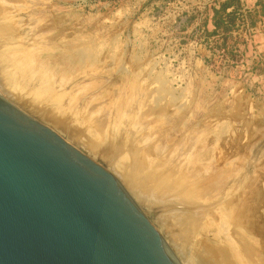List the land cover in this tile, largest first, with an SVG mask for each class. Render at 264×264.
<instances>
[{"label":"rangeland","instance_id":"374dc122","mask_svg":"<svg viewBox=\"0 0 264 264\" xmlns=\"http://www.w3.org/2000/svg\"><path fill=\"white\" fill-rule=\"evenodd\" d=\"M220 1L0 0L8 11L0 22L12 29L0 41L12 49L0 53L14 52L2 66L18 81L0 80L10 85L0 92L40 111L73 85L46 121L63 138L67 130L80 136L91 159L112 150L110 173L124 190H139L123 175L137 151L145 170L136 181L173 173L158 190L145 184L141 196L164 205L218 202L160 214L179 264H245V248L250 264H264V0H238L230 23L221 14L228 30L212 35L210 8ZM197 184L210 186L206 196L186 193ZM234 205L244 208L243 225ZM174 212L199 221L185 241L164 223Z\"/></svg>","mask_w":264,"mask_h":264},{"label":"water","instance_id":"95a60500","mask_svg":"<svg viewBox=\"0 0 264 264\" xmlns=\"http://www.w3.org/2000/svg\"><path fill=\"white\" fill-rule=\"evenodd\" d=\"M0 49L12 47L0 46ZM0 92V264H179L160 214L213 205H164L124 190L104 158L80 151V136L57 134L48 114Z\"/></svg>","mask_w":264,"mask_h":264},{"label":"bare ground","instance_id":"6f19581e","mask_svg":"<svg viewBox=\"0 0 264 264\" xmlns=\"http://www.w3.org/2000/svg\"><path fill=\"white\" fill-rule=\"evenodd\" d=\"M5 1L14 2V3L20 2V0H5ZM7 12L8 11H6L2 7H0V20L2 18V15H4V13H7ZM13 28H15V27H13ZM11 31H12V29L10 27V24L8 25V24H4V23L0 22V41H2V40L4 41L8 36H10ZM13 54H14V52L12 53V52H6V51L5 52L1 51V53H0V80L7 78L9 84L17 83L18 82L17 78L14 79L15 75L13 73L7 72L5 69H3L2 65H4V64L8 65L11 61H14L12 58V57H14ZM17 71L19 72L18 69H17ZM9 84L6 82H1L0 90L4 91L6 89V85L10 86ZM29 107H32V106L30 105ZM52 121L54 123H56L54 120H52ZM97 125H98V123H97ZM99 126H102V124ZM112 142H113L112 139L109 138V140L107 142H105L104 144L111 145ZM90 146L94 150L98 149V147H99V145L95 144L94 142L91 143ZM116 150H118V149H116ZM137 154H138L137 151L134 152V154H133L134 156L132 157L134 164H132L128 170H124V172H123V175H124L126 182L132 188H134V189L138 188L139 190H142L144 188L145 184L153 182V183H155V189L154 190H158L159 187L163 186V183H165V181L170 179V177L172 176L173 173L172 174H169V173L166 174L168 176H166L165 178L162 177L160 180L153 179V177H151V176H145L144 178H140L136 181V179L134 178L135 174L141 175L142 173H144V170H145V168L143 167L144 163L142 164V161L138 157ZM203 183L206 184L207 181H206V183L205 182H203ZM206 187L204 188V186L202 184H199V185L197 184V185H195L193 187H189L188 189H185V190H186V193H189V195H192L195 193L197 195V197H199V196H206L207 195L208 192L206 190L207 189L209 190L208 187H210V186H206ZM196 189H199V190H196ZM233 209H235V211H234L235 219L237 221H239L238 223H236V225H243L244 223H246L247 216H246L245 211H243L244 208H242L243 210H241V209L239 210V209H237V205H234ZM172 214H173L172 217H166V219H164V223L170 224V222H171L177 228V231L181 232L182 238L179 237V240L183 241L185 239V237H187V238L192 237V235H194V233L196 232V230L198 228V222L199 221L196 220L197 217L191 216L192 214L187 213V212H174ZM168 227H170V225H168ZM243 252H244L243 255L246 259L245 264H250V260H249L250 259V253H249L250 251L247 248H245L243 250ZM221 256L224 257L223 254H221Z\"/></svg>","mask_w":264,"mask_h":264},{"label":"trees","instance_id":"16d2710c","mask_svg":"<svg viewBox=\"0 0 264 264\" xmlns=\"http://www.w3.org/2000/svg\"><path fill=\"white\" fill-rule=\"evenodd\" d=\"M235 5L238 9V0H222L218 2V8L215 9L213 6L210 8L212 11V25L214 27L212 31V35L217 34L218 30H222L223 32H226L228 28L223 23V20L221 18V14L229 7ZM235 19V18H234ZM211 35V34H210Z\"/></svg>","mask_w":264,"mask_h":264},{"label":"crops","instance_id":"0c3cea01","mask_svg":"<svg viewBox=\"0 0 264 264\" xmlns=\"http://www.w3.org/2000/svg\"><path fill=\"white\" fill-rule=\"evenodd\" d=\"M236 11H237V8H236L235 5L227 8L225 10L224 14H223L224 15V19L226 17V20H228V22L230 23L231 22V19H230L231 18V15L234 14V13H236Z\"/></svg>","mask_w":264,"mask_h":264}]
</instances>
